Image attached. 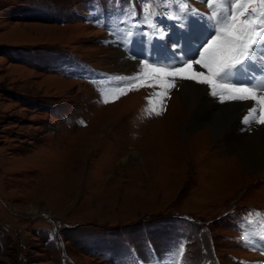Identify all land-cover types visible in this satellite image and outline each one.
I'll list each match as a JSON object with an SVG mask.
<instances>
[{
    "label": "rangeland",
    "instance_id": "obj_1",
    "mask_svg": "<svg viewBox=\"0 0 264 264\" xmlns=\"http://www.w3.org/2000/svg\"><path fill=\"white\" fill-rule=\"evenodd\" d=\"M183 1L210 7L202 14L213 24L231 13L228 0H214L217 11L206 0ZM165 4L177 12L175 0H0V264H254L264 257V225L254 242L241 238L264 223V169L234 163L237 147L224 135L210 134L196 149L202 125L184 132L181 120L167 137L180 106L185 111L176 94L184 81L161 104L156 94L164 89L148 86L150 70L122 61L115 49L123 46L109 40L130 11L141 21L146 8L155 17ZM261 62L264 68L252 57L235 79L260 78L253 67ZM94 68L120 74L105 81ZM138 74L137 87L129 78ZM149 94L157 106L145 101ZM194 117L191 108L184 121Z\"/></svg>",
    "mask_w": 264,
    "mask_h": 264
},
{
    "label": "snow or ice",
    "instance_id": "obj_2",
    "mask_svg": "<svg viewBox=\"0 0 264 264\" xmlns=\"http://www.w3.org/2000/svg\"><path fill=\"white\" fill-rule=\"evenodd\" d=\"M228 2L231 4V13L218 21L219 27L213 25L208 37L202 42H197L198 58L188 57L187 53L182 52L174 63L167 67H159L156 66L160 63L159 60L149 63L147 60L150 57H146L143 67L150 70L146 74L148 86L155 82L156 86L164 89L156 94L160 97L161 104L171 89L181 87L180 81H192L208 86L211 95L219 96L222 103L259 99L261 109L258 122L264 124V96L257 97L252 88L237 85L235 81L236 74L251 62L256 48H264V0ZM173 46L180 50L179 42H173ZM173 55L175 56V53ZM129 79L135 81L143 78L136 76ZM155 114L159 116L162 111H156ZM258 242L262 244L260 250L264 251V241Z\"/></svg>",
    "mask_w": 264,
    "mask_h": 264
},
{
    "label": "bare ground",
    "instance_id": "obj_3",
    "mask_svg": "<svg viewBox=\"0 0 264 264\" xmlns=\"http://www.w3.org/2000/svg\"><path fill=\"white\" fill-rule=\"evenodd\" d=\"M207 1H209V0H207ZM185 8H187V7H185ZM190 10H192V9H190ZM167 12H168L167 15H169L170 11L168 10ZM182 14L183 15L185 14L184 8H183ZM186 17H187V15H184V17H183L184 26L186 28H189L188 26L190 24L197 30L195 32L192 30H189L191 33V44L187 48H184L183 46L179 45L180 50H177L174 47H171V48L166 50V49H159L158 45L154 44L153 46H155V49L151 50V43L154 41V39H153V41H151L150 38H154V36H156L157 38H162V34L166 30L168 31L169 29H174V31L179 30L177 25H178V22H180V20H178V19L172 20L169 17L168 18L166 17V19L159 20V21H162L161 26L166 30L163 31L159 28H156L157 31L156 30H155V32L153 31L154 33H152V31H150L149 32L150 34L147 35V37L150 39L148 41V44L146 43L147 45H149L148 49H147V46L143 45V41L140 44L139 43L133 44V46H132L133 48H130L127 45L128 49H132L135 51H141V49H143V51L147 50V52L151 51L152 53L156 54L159 57V59L160 58L164 59V62H166L167 64H171V63H174L175 61H177L180 58L182 52L187 53L188 57H193V51L196 52L197 42H202L205 39V37H204L203 31H201L199 33V28L196 27V26H198L197 21L199 20V18L195 17V19H191V18H194V16L191 17L190 15H188V17H190V18H186ZM122 30H124L126 32L127 36L129 38L133 39V41L136 40L135 38L138 39L137 36L139 35V33L137 32V30H134V29H132L130 27H126V26H124L122 28ZM183 31H186V29L184 28ZM141 39H142V37H141ZM262 49H259V50L261 51ZM173 53H175V56L173 55ZM262 54H264L263 50L260 53H258L257 55L255 52L252 55V57H254L258 61L264 62V59H260ZM115 55L117 57H121L120 59L122 61H124V59L126 58V56L123 55V53L117 49H115ZM154 58L157 60L156 57H154ZM135 60H137V59H135ZM126 62L128 63V61H126ZM263 69L264 68H263L262 62L259 63V65L257 67H253L254 72L260 71V73H262V76H263L262 77L263 80L260 78H257V79H255V81H258L259 79L260 80L257 83L253 82L254 84L250 85V88H252L253 91L256 88H260L259 91L254 92L257 95V97L264 96V86H263V84H264V71H263ZM247 80L248 79H244V78L242 80L241 79H238V80L235 79L237 85H240L239 84L240 82H245ZM228 82H230V81H228ZM176 94H177L178 100L180 99L179 101H182L184 103L183 107H184L185 111L183 112L181 110V106H180V109L178 110L179 113L177 116V120H176V118L174 119L173 129L170 130V133L169 132L167 133V131L165 132V133H167V137L172 138L173 136H176V125L179 124V122L181 120H182V122H184V124H183L184 125L183 126L184 132H188L189 130L193 131V130L198 129V128L203 126V127H205V129L202 131H198L196 136H195L196 138L193 140L195 142L194 145H195L196 149L199 148L200 146L202 147V145L204 147V141L208 135L212 134V135H214V137H216L218 134L224 135V137L227 140V143H230L231 145H235L237 147L236 154H238V155L233 157L234 161L232 160L234 163H237V159H239L240 165H242L247 171H250L252 173L255 170L264 169V124H260L258 122L259 116H260V112H258V103H260L259 99L255 100V101L246 100V102H244L245 104L243 102L241 104L240 103H238V104L234 103L233 104V102L230 104H227L225 102H223V103L218 102L217 97L212 96L211 92L207 88L200 86V85H197L192 81H189V82L184 81V86L180 90L179 94L178 93H176ZM176 100H177V98L175 99V101ZM178 100L175 103H177ZM245 106H248V107H245ZM191 108L194 111L195 117L192 120L184 121L186 114L187 113L189 114ZM253 109H255V111H252ZM245 117H247L246 121H245ZM228 128H230V132L227 131ZM249 130H251V133H249ZM161 136H162V134H161ZM161 136H160V138L163 137V136L162 137ZM170 143H172V142H170ZM236 147H235V149H236ZM176 150H178V149L176 148ZM201 150H203V149H200V151ZM134 155H132V156H134ZM151 155H153V154H151ZM235 167H236V165H235ZM214 174H217V173H214ZM253 263L254 264H264V257L258 259L255 262L253 261Z\"/></svg>",
    "mask_w": 264,
    "mask_h": 264
}]
</instances>
